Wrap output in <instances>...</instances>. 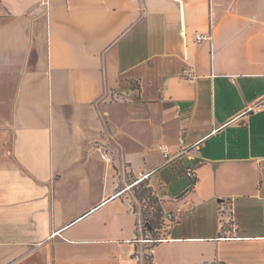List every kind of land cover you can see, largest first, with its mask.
Wrapping results in <instances>:
<instances>
[{
    "label": "crops",
    "instance_id": "1",
    "mask_svg": "<svg viewBox=\"0 0 264 264\" xmlns=\"http://www.w3.org/2000/svg\"><path fill=\"white\" fill-rule=\"evenodd\" d=\"M262 98L264 0H0V264H140L133 189L180 139L216 231L153 263L264 264Z\"/></svg>",
    "mask_w": 264,
    "mask_h": 264
},
{
    "label": "rangeland",
    "instance_id": "2",
    "mask_svg": "<svg viewBox=\"0 0 264 264\" xmlns=\"http://www.w3.org/2000/svg\"><path fill=\"white\" fill-rule=\"evenodd\" d=\"M152 175V179L155 181L156 191L164 198H168L169 200L176 201L179 199L181 208L183 209L184 215L180 217L181 225L175 227L177 233L174 235L175 239L180 237L182 238H195L198 235H208L210 233L215 232L216 222H213L208 215V212H200L196 214V209L193 204H188L189 206L183 207L186 203H189V197L193 194V181L186 174L184 169L179 165H171L167 168H160L156 170ZM189 188L187 194L183 195L182 192ZM131 202L135 206L136 212L139 214V219L141 220V204L137 199L131 197ZM190 207H192V211H190ZM190 211V212H189ZM172 226L169 223H166V226L162 229L163 235L172 232ZM139 236L140 240L137 241V257L141 258L139 261L140 264H150L149 261L144 259V255L146 257L151 256L150 246L152 245L153 237L151 234L144 232L143 226H139ZM149 239V240H147ZM173 247L162 246L156 249L157 253H165L172 249ZM137 258V259H138ZM140 260V259H139Z\"/></svg>",
    "mask_w": 264,
    "mask_h": 264
},
{
    "label": "trees",
    "instance_id": "3",
    "mask_svg": "<svg viewBox=\"0 0 264 264\" xmlns=\"http://www.w3.org/2000/svg\"><path fill=\"white\" fill-rule=\"evenodd\" d=\"M133 193L134 197L139 201L142 207L140 214L141 220L137 223L136 240H140L139 226H143L144 232L151 234L153 237L152 245L149 248L150 250H153L172 236V232H167L165 235L162 233V229L166 226V220L164 218L165 202L156 196L153 189L149 187L148 182L140 183L135 186ZM175 225L176 223L173 226ZM171 229H173V227H171ZM133 258H137V251ZM144 259L149 261L150 264H154L152 255L149 257L144 255Z\"/></svg>",
    "mask_w": 264,
    "mask_h": 264
},
{
    "label": "built area",
    "instance_id": "4",
    "mask_svg": "<svg viewBox=\"0 0 264 264\" xmlns=\"http://www.w3.org/2000/svg\"><path fill=\"white\" fill-rule=\"evenodd\" d=\"M196 39H197L198 42H203L204 40H208L209 37H204V36H201V35H197ZM192 76H193V73L189 72L188 73V77H192ZM259 111H264V98H262L261 100L255 102L251 107H249L248 110L245 112V114L257 113ZM179 145H180V152H179L178 155H176L174 157L171 156L168 148H164V147L161 148V152L163 153L166 166H169L171 163H173L174 161L178 160L180 157L186 155L192 149V148H187L186 145H185L184 140H182V139H180ZM185 171H186V175L189 178L194 180L197 177L195 169L186 168ZM150 175H151V173H148V172L140 174L136 184H140V183L146 182L149 179ZM182 214H183L182 209L178 208V209H175L173 211H165L164 218L166 220V223H169V224H171L173 226L175 223L178 222V220L180 219Z\"/></svg>",
    "mask_w": 264,
    "mask_h": 264
}]
</instances>
